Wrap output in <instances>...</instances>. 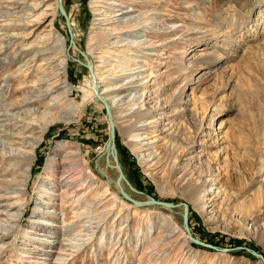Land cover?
Returning a JSON list of instances; mask_svg holds the SVG:
<instances>
[{"label":"rangeland","instance_id":"obj_1","mask_svg":"<svg viewBox=\"0 0 264 264\" xmlns=\"http://www.w3.org/2000/svg\"><path fill=\"white\" fill-rule=\"evenodd\" d=\"M28 1L38 8L26 23L16 22L25 15L26 11L22 10L7 18L13 21L11 26L4 27L0 23V29H9L17 35L1 57L5 58L6 54L21 57L13 66L1 69L0 85H3L6 77L2 74L19 69L32 58L36 49L49 46L50 51L43 53L39 60L28 67L31 72L26 81L22 78L12 82V91L24 88L26 92H31L33 88L30 86L35 85L39 74L49 68L42 60L51 58L52 54L62 57L66 47L69 58L67 79L75 87L68 101L77 106V113L61 114L70 120L56 122L45 131L33 160L22 226L13 236L2 241L10 244L0 255V264H19L20 259L24 264H32L33 259L40 260L38 258L43 255L47 260L37 264H61L62 258L64 264H139L140 259L141 264H264L247 250L238 249L248 248L264 256V0H147L151 7L145 0H137L132 6L134 9L140 13L149 12L150 16L161 20V27H169L165 28L164 33L152 30L153 25L142 27V32L145 31L143 35L152 40L160 54L150 58L146 51L142 55L148 63L145 68L148 104L141 108L144 104L136 103L135 107H129L134 108L129 112L127 105L112 110L117 126L119 161L133 188L123 182L125 191L138 201L152 197L174 204L187 203L192 236L219 249L233 250L223 252L209 249L194 244L190 238L187 245L179 239L182 238L180 234L164 243L159 242L156 248L149 250L151 239L162 238L172 231L168 218H174L180 226L184 225V208L135 207L123 199L113 182L111 191L117 193L122 202L118 203V207L106 209L104 213L107 219L99 225L97 237L73 255L71 253L76 249L67 245L63 238L64 231L59 227L52 230L56 242L50 246L36 243L31 239L36 237L35 234L25 231L31 230L30 222L35 210L42 204L44 185L66 168L63 163L69 157L59 151L58 145L68 144L73 149L81 150L83 168L90 176L91 183L106 182L108 179L116 181L119 173L113 167V156H108L106 152L109 123L105 108L98 100L84 103L83 90L88 89L92 75L76 60L87 62L79 51L70 46L58 0H45L43 3L42 0ZM92 2L64 0L76 45L87 57H96L101 52L90 42L92 36L102 37L99 35L102 28L94 25L97 17L92 13ZM56 8L57 16L49 17ZM155 11L161 15H154ZM51 21L54 25L48 28ZM215 35L218 37L215 38ZM110 57L112 64H115L113 60L117 55H106L104 58ZM200 76H203V80L198 81ZM129 90L131 88L121 94H127ZM16 97L19 99L21 94L18 93ZM185 109L187 112L184 114L182 111ZM65 112L69 114V106ZM128 113L130 117L124 118ZM150 122L149 130L143 127L144 123ZM156 125H160L161 134L172 138L174 145L181 146L180 152L190 150L189 158L194 159L197 175L216 181L213 182L216 185L209 188L213 191L206 194L205 200L215 196L216 211L222 222L220 227L206 222L207 218L195 199L187 195L186 189L177 183L176 178L169 176L167 169L162 171L163 174L159 172L160 169L154 170L155 167L149 169L152 162L142 163L140 160L133 147L132 135H148ZM144 152L148 154L147 151L141 154ZM54 155L61 161H57V171L48 175L47 163ZM8 176L7 179L13 175ZM5 179L1 172L0 183ZM85 189L87 187L83 191ZM89 197L92 198L91 195ZM64 200L62 203L61 197L56 196L55 201H51L54 204L52 209L58 212L64 210L69 228L66 233L74 236L83 228L73 211V201ZM88 216L85 215L82 221H87ZM51 220L59 225L62 221ZM112 225L115 226L113 233L109 229ZM151 226L152 230H149ZM37 229L44 230L42 226ZM105 231V239H100ZM14 236L17 237V245H12ZM22 251L30 253L20 258Z\"/></svg>","mask_w":264,"mask_h":264},{"label":"bare ground","instance_id":"obj_2","mask_svg":"<svg viewBox=\"0 0 264 264\" xmlns=\"http://www.w3.org/2000/svg\"><path fill=\"white\" fill-rule=\"evenodd\" d=\"M44 1L42 0L41 2L43 3ZM136 1L93 0L91 5L92 13L97 17L94 25L102 28L100 30L101 34H99L102 37H98V35L91 37V46L94 48L99 47L101 52L96 57L90 55L88 59L95 69V78L97 88H100V95L109 103L112 110L116 107L127 105V112H129L134 109H129V107H135L136 103L144 104L141 108L148 104L149 91H147L148 86L146 85L147 81H145L147 78L145 76L147 69L145 68L148 63L145 58H142V55L146 51V55L150 58L160 54L155 49L157 46L154 45L152 40L143 35L145 31L142 32V27L147 28L148 25H153L152 30L156 29L157 31H163V33L165 28L169 27L168 25L165 28L161 27V20L158 17L150 16L149 12L140 13L134 9L132 6ZM145 2L151 7L150 1L147 2L145 0ZM37 8L38 6L34 3L30 4L28 0H0V19L10 18L18 14L16 11L22 10L26 11V13L20 17V21L16 22L26 23ZM57 9H54L53 14L49 17L55 18ZM153 13L154 15H161L156 11ZM0 23L6 27L11 26L13 21L7 19L0 21ZM53 25L51 21L48 24V28L53 27ZM214 37L216 38L218 35ZM15 38H17V35L11 33L9 29H0V71L6 66H13L21 59L20 55L11 56L6 54L5 58L1 57L5 54V48L13 44V39ZM46 51H50L49 46L36 49L32 53V58L26 61L24 66L2 74L3 77L5 75L6 77L3 80V85H0V173L2 172L3 177L6 179L3 183H0V204L4 203L0 205V255L4 253L7 245L10 244L2 241L13 236L22 226L21 222L27 207L28 186L32 178L33 160L36 149L43 140L45 131L56 122L70 120L65 115H71V113L75 115L77 113V106L68 101L75 87L67 79L69 58L66 47L62 57L52 54L51 58L48 57L42 60L49 68L39 74L35 85L30 86L33 88L31 92H26L24 88L11 90L13 80L24 78L26 81L31 72L28 67L31 66L32 62L39 60ZM111 54L117 55L116 59L113 60L115 64L111 62L112 57L110 59L104 58L106 55ZM91 57L93 58L91 59ZM201 80H203V76L198 79V81ZM135 82L136 84H134ZM128 88H131V90L127 94L122 95L121 92ZM185 90L186 88L182 90V95L185 94ZM18 93L21 94L19 99L16 97ZM95 93L92 77L88 89L83 90L84 103L94 100L99 101ZM68 106L70 107L69 114L65 112V108ZM186 110L182 112L185 114ZM123 112H125L124 109ZM61 114L65 115L62 116ZM127 117H130L129 113L124 116V118ZM145 124L143 127L149 130L151 122ZM152 128L155 130L148 135L141 136V133L132 135L133 147L134 149L136 148L135 152H137L142 163L152 162L149 169L155 167L154 170L160 169L159 172L161 173L167 169L169 176L176 178L177 183L186 189L187 195L195 199L197 206L203 210L207 218L206 222L212 226L220 227L222 222L218 215L219 212L216 211L215 196H210L208 200H205L206 194L213 191V189L209 188H213L216 185L213 182L216 181H209L197 175L193 163L194 159L189 158L190 150L184 149L180 152V145H174L170 136H164L160 133L162 132L160 125ZM58 149L65 154V157H69L67 162L63 163L66 168L58 172V175H55L49 183L44 185L41 197L42 204H39L35 210V216L30 222L31 230L25 231L29 234H35L36 237L31 239L36 243L50 246L56 242L54 240L56 236L52 230L59 227L64 231L63 238L68 243L67 245L71 246L73 250L76 249L71 253L73 255V253L81 251L85 244L87 245V243L97 237L99 225L107 219L104 213L107 212L106 209L118 207V203L122 201L117 193L111 191L112 180L108 179L106 182L97 181L91 183L89 180L90 176L86 174L83 168L81 150L79 148L73 149L68 144H60ZM143 151H147L148 154H145V152L141 154ZM178 152L180 153L175 157ZM112 153L109 150L108 156H113ZM57 161H61V159H57L55 155L48 160V175L57 171L59 164ZM8 174L13 176L7 179ZM84 187H87V190L83 191ZM203 193L204 195H202ZM90 195L92 198L89 197ZM56 196L61 197L62 203L65 201L64 199L73 201L71 202L73 211L77 220H80V226L83 228V230H78L74 236L66 233L69 228L65 222L64 210L62 209V211L58 212L56 209H52L54 204L51 201H55ZM109 196L111 198L107 200ZM100 208H102V211H99ZM13 209L17 210H14V212L12 211ZM3 215L5 218H1ZM85 215H89L88 220L82 221V219H85ZM51 218L62 219V221L59 225L52 221ZM168 219L167 221L172 224V231L162 238L151 239L149 250L156 248L159 242L164 243L165 240L175 237L176 234H180L182 238L179 239L189 245L190 237L184 225L180 226L174 218ZM41 226L44 228L43 232L41 229H37V227ZM109 229L113 233L115 226L112 225ZM149 230H152V226ZM105 233L106 231L103 234L101 233L100 239H105ZM16 240L17 237L14 236L15 242L12 245H17ZM21 249H25V247ZM27 253H30V251H22L20 258L27 257ZM44 256L46 255L40 256L41 258H38L40 260L33 259L31 263L37 264L41 263L39 262L41 260H47V257ZM139 262L141 264L142 260L140 259ZM60 263H65L63 258ZM19 264H24V261L20 259Z\"/></svg>","mask_w":264,"mask_h":264},{"label":"water","instance_id":"obj_3","mask_svg":"<svg viewBox=\"0 0 264 264\" xmlns=\"http://www.w3.org/2000/svg\"><path fill=\"white\" fill-rule=\"evenodd\" d=\"M58 5H59V13L60 15L65 19V23H66V28L67 31L69 33V37H70V46L74 47L77 51H79L87 60L86 63L76 59L79 63H81V65H83L84 67H86L89 72L91 73L92 77H93V86L95 89V92L98 96L99 101L104 105L105 107V112L107 114V119H108V123H109V141H108V150L106 151L107 154L109 155V150L112 151L113 153V158H114V163L115 165L113 166L119 173V176L117 178L116 181H113L117 187L120 189V193L121 196L123 197V199H125L126 201L133 203L136 207L138 208H143V207H150V206H156V207H163L169 210H173L179 207H183L184 208V212H183V224L185 229L187 230L190 240L191 242H193L196 245L199 246H204L207 247L209 249H214V250H220L223 252H228L231 251L233 249H219L213 245L204 243L203 241L196 239L192 236L191 234V230H190V209H189V205L185 202L182 203H178V204H174V203H169V202H165V201H159L155 198H150L149 200H145V201H138L135 200L134 198H132L124 189L123 187V182H126L131 188V184L129 183V181L127 180L122 166L120 164L119 161V155H118V148H117V135H116V131H117V126L115 124V120L113 117V112L112 109L109 105V103L100 95V92L97 88V81L96 78L94 76V69L93 66L89 63L88 57L86 55V53H84L83 51H81L75 42V37L73 34V29H72V23L71 20L67 14V11L65 9L64 6V0H58ZM71 56V55H70ZM133 189V188H132ZM238 249H245L247 250L249 253H251L252 255H254L255 257H258L259 259H261L264 263V256L262 254H259L251 249L248 248H242L239 247Z\"/></svg>","mask_w":264,"mask_h":264}]
</instances>
